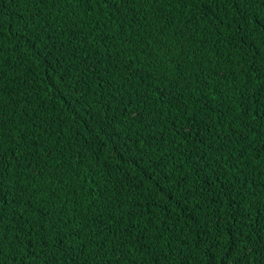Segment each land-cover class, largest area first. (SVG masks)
I'll return each mask as SVG.
<instances>
[{
    "label": "trees",
    "instance_id": "obj_1",
    "mask_svg": "<svg viewBox=\"0 0 264 264\" xmlns=\"http://www.w3.org/2000/svg\"><path fill=\"white\" fill-rule=\"evenodd\" d=\"M213 8L197 3L182 7L161 0L154 5L130 6L122 10L123 19L117 17L113 21L111 10H105L103 5L88 12L86 5L66 4L63 0H49L48 4L0 0V19L4 24L0 80L4 137L0 151L11 165L6 171L5 187L13 193L23 192L19 207H12L17 214L27 213L34 233L35 209L54 204L60 211L75 204L78 210H87L102 222V235L87 229L82 233V239L91 236L90 248L79 241L71 244L73 251H83L84 264H131L133 260L140 264L142 258L147 260L132 246L128 233L135 239H140L137 233L143 234L145 251L160 258V264H176L188 252L192 254L190 264H206L208 245L198 242L207 204L195 198L194 189H199L201 197L206 198V193L201 187L203 182L193 176L191 165L197 163L196 157L186 162L178 152L169 151L174 142L187 155L186 149L195 139L185 141L189 127L199 136L200 152L213 157L201 176L213 167V150L220 146L229 163L236 161L235 168H225L240 207L233 208L225 198V208L252 216L264 214V120L260 119L264 108L254 103L256 97L264 95V76L253 71L256 57L252 55L264 49V29L256 23V16H264V9L254 6L249 21L243 18V12L228 5L221 6L219 13L209 11ZM37 10L42 14L41 20L47 19L53 41L65 44L62 52L50 49L51 54L44 59L32 55L41 46L39 43L33 46L27 37L19 43L11 38ZM204 12L208 13L206 17ZM97 19L108 36L103 43L101 33L92 30V22ZM68 25L73 27L65 30ZM245 33V45L251 43L254 47L242 51L241 38ZM129 39L131 45H123L124 64L115 65L113 73L109 64H115L117 49ZM108 54H112L111 61H105ZM149 54L152 67L144 69L140 77H129L124 65L131 63L132 70L139 71ZM89 62L96 63V71L85 75ZM165 69L167 78L158 82ZM178 74L182 83L191 81V87L183 94L177 93L175 100L164 102L162 92ZM241 93L252 97L245 103L255 110L253 127L260 134L249 135L243 143L232 135L239 131L238 123L232 121L243 107ZM166 94L173 95L171 91ZM145 95L146 99H142ZM221 103L230 111L225 113L219 107ZM126 107L128 119L121 111ZM135 112L143 113L139 123L130 120ZM105 115L110 122L104 119ZM222 128L227 140L219 138ZM242 148L247 151L241 153ZM48 151H52L51 156ZM219 154L217 151L216 156ZM241 154L243 162L239 159ZM245 179V187L235 183ZM101 192L105 200H119L121 210L109 208L105 212L100 206L97 212L91 208L92 203H99L93 197ZM129 210L136 214L135 220L125 215ZM149 217L150 225H146L144 221ZM7 218L6 213V221ZM51 218L57 219L55 215ZM224 225L236 227L232 220L222 221ZM214 228L209 223L204 229L209 238L215 235ZM123 240L128 243L121 247ZM169 248L174 250L171 256ZM52 255L53 251L44 250L36 264H43ZM22 257L23 250L16 259ZM250 257L251 264H264L260 257ZM27 260L31 264L30 255ZM58 260L59 264H68L67 259Z\"/></svg>",
    "mask_w": 264,
    "mask_h": 264
},
{
    "label": "snow or ice",
    "instance_id": "obj_2",
    "mask_svg": "<svg viewBox=\"0 0 264 264\" xmlns=\"http://www.w3.org/2000/svg\"><path fill=\"white\" fill-rule=\"evenodd\" d=\"M60 2L61 0H56V3ZM63 2L66 4L86 5L88 12H91L93 7L99 8L103 5L105 10H111V17L113 21H115L117 17L123 19V17L120 16L122 10L130 9V6H137L140 3H150L154 5L156 3H160L161 0H63ZM170 2L179 4L182 7H188V5L192 3L212 5L214 8L209 11L214 10L216 13L221 11V6L228 5L230 8H235L237 11L243 12V18L249 21L252 19V9L254 6L264 9V0H170ZM33 3L48 4L49 0H33ZM201 11L203 12V9ZM137 12H139L138 7ZM41 15L42 14L39 10L35 11L28 19L23 21V24L15 33L11 34V38L16 40L17 43L25 40L26 37L33 46L39 43L41 46L35 48L32 52V55L38 59H44L50 55V49L60 53L65 48L64 43H60L58 45L57 42L53 41V32L50 27H48V21L47 19L41 20ZM203 15L206 17L208 13L204 12ZM191 22L192 18H189L188 23ZM92 23V30L101 33V42L103 43V40L108 39V36L103 33L101 22L97 19ZM220 23L222 24V22ZM256 23L259 25L260 29H264V16L257 15ZM70 27L73 26L68 25L65 30ZM3 36L4 24L2 19H0V80L3 79ZM246 40L247 33H245V35L241 38L242 51L246 48L254 47L251 43L245 45L244 41ZM124 44L131 45V40L129 39L124 41L121 48L117 49L115 64H109L113 73L116 71L115 65L124 64V61L121 59V56L124 54ZM48 45H50V48ZM202 46L203 42L201 44V47ZM13 47H15V45ZM252 55L256 57L253 71L260 73L261 76H264V49L254 51ZM59 58L63 59L62 56ZM112 59V54H108L105 57V61H111ZM151 60L152 57L151 54H149L146 57L147 62L142 65L139 71L132 70L131 63L124 65V70L128 71L129 77H140L141 73L144 72V69L152 67ZM170 61L171 57H169V62ZM99 62L100 60L97 59L96 63ZM96 63H87L85 65L84 74L87 75L89 72L94 73L96 71ZM53 75L55 76L54 70ZM213 75H215V73H213ZM166 78L167 69L160 73L158 82ZM220 78L225 79L223 76ZM57 80H59V78H57ZM191 84V81L182 83L178 74L177 79L167 85L165 91L162 92L164 102H171L175 100L176 94H183L186 89L191 87ZM102 86L103 84L101 83V87ZM206 86L207 85H205V87ZM167 91H171L173 95L168 96L166 94ZM246 92L247 89H245V93ZM245 93H241L240 98V103L243 107L232 121L233 123H238L239 127V131L232 133V135L237 136L241 143L247 140L249 135H260L255 132L253 127V123L257 118L255 110L250 109L245 103V100L252 99V97L245 95ZM142 99H146V95L142 97ZM186 99H190V97H186ZM262 102H264V95L255 98L254 103L260 105L261 108H264V103ZM120 103H124V101L121 100ZM130 106V104L127 105V107ZM127 107L121 110L125 119L129 118ZM219 107L224 108L225 113L230 111V109L226 108L224 103H221ZM109 111H111V109H109ZM209 111H211V109H209ZM225 113H221V115H224ZM104 119L109 120L110 122V118L107 115L104 116ZM141 119H143V113L135 112L131 114L130 120L132 123H139ZM260 119L264 120V116H261ZM113 131H115V129H113ZM209 131L211 132V129ZM218 135L221 140H227V135L223 128ZM3 137L4 126L3 123L0 122V147H2ZM193 137H195V139L193 140V144L186 149V156L184 151L178 150V148L174 145V142L169 151L178 152L180 156L185 157L186 162L191 161L193 157H196L197 163H193L191 165L193 169V176L194 179L203 182L201 187L204 188L206 193V198H204L201 197L199 189H194L196 192L195 198L201 200V203L207 204V211L204 215L205 223L201 229L202 235L199 237L198 242L199 244L208 245L206 251L209 252V258L206 264H251L250 254L253 257L258 256L261 261H264V214L252 216L243 212H233L230 209L225 208V198L227 203L233 208L240 207V202L236 200V197L233 194L235 191L233 181L229 178L225 168V165H227L228 168H235L236 161L229 163L228 155H225L223 146H220L219 148L213 150V156L216 157L213 167L208 170L207 175L201 176L200 173L204 169H208V161L213 157H206L200 152L199 144L201 141L199 136L192 131L191 127H189L184 134V139L187 141ZM160 139L161 142H163L164 137L162 136ZM128 142L129 144L133 143L131 137H129ZM227 142L231 143L230 140ZM149 147L151 148L152 145L149 144ZM217 151L220 153L218 156H216ZM246 151L247 149L245 148L241 149V153ZM47 155L51 156L52 151H48ZM239 159L243 162L244 156L241 154ZM10 166L11 165L5 159V153L0 151V264H28L27 257L29 255L31 256V264H36L40 256L43 255L44 250L53 251V255L48 257L43 264H59L58 258L67 259L68 264H84L81 260V257L84 255L83 251H73L71 244L73 241H79L80 244L90 248L92 244L91 236H86L82 239V233L85 229H87L89 232H96L102 235V222L99 217L90 216L89 211L87 210L81 212L75 204H73L70 209H61L60 211H57L54 204H52L49 208L40 207L34 210L37 213L35 223L36 231L34 233L33 225L29 223L28 219H26L27 213L17 214L15 208L12 207L13 205L17 208L19 207V202L23 200V192L13 193L6 189V171ZM166 166L167 165H165V167ZM178 171L180 170L178 169ZM241 175H243L242 171ZM235 183L241 184L242 187H245L248 184L246 179L244 181L236 180ZM177 185L179 186V181H177ZM251 186L255 187L254 184ZM220 189H223V191L221 192ZM217 193H219V196ZM53 195L55 194L53 193ZM187 199L188 198H185V202H187ZM93 200L99 202L98 204L92 203L90 205L91 208H95L97 212L100 211V206H103L105 212H107L109 208L116 212L121 210L119 200H105L102 192L99 196L93 197ZM221 209H225V211L222 213ZM6 213L8 217L7 221L5 219ZM53 215L57 217L56 220L51 218ZM125 215H130L132 220L136 219V214L132 213L131 210H129V213H126ZM225 220H232L236 227H233V225H224L222 227V221ZM150 222L151 217L144 221L146 225H150ZM209 223L215 225V235L210 238L208 237V233L204 231ZM74 224L76 227H73ZM227 228H232V231H227ZM165 231H169V229L166 228ZM157 232H159V229H157ZM119 234V231H117V235ZM137 235L140 236V239H135L132 237L131 233H128V239L133 241L132 246L136 248L137 252L141 253L142 257H148L147 260L142 258L140 264H160V258H157L154 253L145 251L143 245V234L137 233ZM151 238L152 237H149V239ZM155 238L160 239L162 236H156ZM126 243H128V240H123L121 241L120 246L123 247ZM29 247L32 249L31 253H29ZM37 249H39V251H37ZM21 250L25 252V257L17 260L16 256ZM100 251H102V249H100ZM173 251V249L169 248L168 255L171 256ZM176 251H178V249H176ZM221 251L223 253L222 255H220ZM218 255L219 259L217 258ZM163 259L166 260L167 258L164 257ZM191 259L192 254L191 252H188L187 254H184L182 259L178 260L176 264H190ZM131 264H136V261L133 260Z\"/></svg>",
    "mask_w": 264,
    "mask_h": 264
}]
</instances>
